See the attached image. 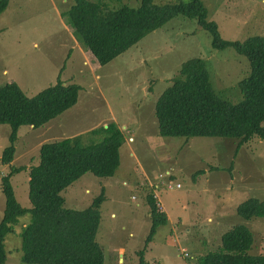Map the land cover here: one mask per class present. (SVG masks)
I'll list each match as a JSON object with an SVG mask.
<instances>
[{
    "label": "rangeland",
    "instance_id": "rangeland-1",
    "mask_svg": "<svg viewBox=\"0 0 264 264\" xmlns=\"http://www.w3.org/2000/svg\"><path fill=\"white\" fill-rule=\"evenodd\" d=\"M106 1L118 5L117 0ZM179 1L190 0H153ZM120 2L139 5V0ZM203 2L222 38L264 36V0ZM70 4V0H9L0 14V84L15 81L27 96L58 79L80 86L77 104L51 119L50 125L35 131L19 128L13 166L35 164L43 142L86 136L114 123L125 135L115 175L87 172L61 192L65 206L80 209L105 190L97 233L105 264L138 263L136 253L144 247L151 222L146 194L153 186L168 222L157 226L146 247L148 264H197L200 255L220 247L222 232L236 222H244L253 233L249 252L264 254V216L244 219L236 213V206L247 198H264V137L254 135L237 148L238 139L233 137L161 136L154 114L155 101L186 60L205 59L214 89L236 99L237 82L248 72L247 59L231 47L214 49L208 30L196 19L177 15L99 65L85 48L81 50L83 44L60 14ZM10 128L0 124V220L1 177L10 171L1 158L9 147ZM27 177L25 170L11 177L16 198L24 206L30 205ZM28 220L29 213L19 216L15 232L6 236L4 264H26L20 261L19 231Z\"/></svg>",
    "mask_w": 264,
    "mask_h": 264
},
{
    "label": "trees",
    "instance_id": "trees-1",
    "mask_svg": "<svg viewBox=\"0 0 264 264\" xmlns=\"http://www.w3.org/2000/svg\"><path fill=\"white\" fill-rule=\"evenodd\" d=\"M61 16L72 28L89 55L99 65L107 64L136 43L146 33L165 25L177 15L196 19L212 36V47H231L247 59L248 72L237 82L236 99L220 95L211 82L205 59L194 57L182 63L179 74L163 90L154 104L157 131L161 136H226L238 139L237 148L254 135L264 137V36L242 40L221 37L215 20L203 0L155 4L139 0L137 7L118 1L110 7L106 0H70ZM9 0H0V14ZM80 86L58 79L33 96H27L15 81L0 84V124H9V147L1 161L10 171L1 177L4 208L0 220V264L7 258L5 238L15 232L19 216L29 220L19 231L20 261L26 264H105L103 245L97 240L101 222V204L105 190L84 208L64 205L62 190L81 175H115L121 160L125 135L116 124L42 143L39 159L28 167L13 166L14 143L22 126L38 128L78 102ZM102 136L90 140L96 134ZM98 140V141H97ZM25 170L30 205L16 198L11 177ZM202 173V170H198ZM150 227L144 247L137 251L138 263L148 264L145 250L156 228L168 222V214L159 208L154 193L148 192ZM244 219L264 216V198L249 197L236 206ZM217 250L200 255L197 264H264V254H251L253 233L244 222H236L221 235Z\"/></svg>",
    "mask_w": 264,
    "mask_h": 264
},
{
    "label": "crops",
    "instance_id": "crops-1",
    "mask_svg": "<svg viewBox=\"0 0 264 264\" xmlns=\"http://www.w3.org/2000/svg\"><path fill=\"white\" fill-rule=\"evenodd\" d=\"M110 7H113V6H110ZM77 42H78V41H77ZM79 47L81 48V50H83V48H84L82 45H81V46L79 45ZM50 123H51V122L48 121L47 123H45L44 125H42V126H40V127H38V128H33L32 126H29V127H31V129H33V130L35 131L36 129H37V130H40L41 128H42V129L45 128L48 124L50 125ZM34 131H33V133H35ZM43 143H45V142H43ZM143 174H145L144 171H143ZM26 179L28 180L29 177H27ZM140 181L143 182L142 180H140ZM150 184H151V183H150ZM155 186H156V185H155ZM150 187H151V186H150ZM153 189H154V186L151 187V191H152ZM151 191H150V192H151ZM153 191H154V190H153ZM159 206H160V205H159ZM160 209H161V210H165V209H162L161 207H160ZM165 211H166V210H165ZM166 212H167V211H166ZM148 214H149V212H148ZM122 250H123V249H122ZM121 256H122V254H121ZM121 259H122V258H121Z\"/></svg>",
    "mask_w": 264,
    "mask_h": 264
},
{
    "label": "built area",
    "instance_id": "built-area-1",
    "mask_svg": "<svg viewBox=\"0 0 264 264\" xmlns=\"http://www.w3.org/2000/svg\"><path fill=\"white\" fill-rule=\"evenodd\" d=\"M177 187H181V184L180 183H177L176 184ZM170 187H172V185L170 184ZM187 255V254H186Z\"/></svg>",
    "mask_w": 264,
    "mask_h": 264
}]
</instances>
